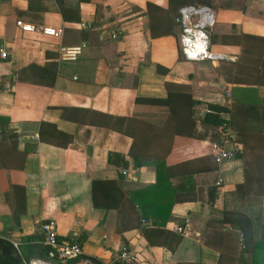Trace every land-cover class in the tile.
I'll return each mask as SVG.
<instances>
[{
  "label": "crops",
  "instance_id": "1",
  "mask_svg": "<svg viewBox=\"0 0 264 264\" xmlns=\"http://www.w3.org/2000/svg\"><path fill=\"white\" fill-rule=\"evenodd\" d=\"M203 1L185 7L206 8L211 28L152 37L151 26L167 30L169 0H0V240L20 253L53 220L88 264H118L123 246L136 264H252L223 218L245 214L264 242V0ZM148 3L161 11L148 16ZM17 21L60 38L23 33ZM194 42L205 51L187 58ZM61 45L82 54L62 62ZM169 89L200 102L197 116L205 103L227 108L231 162L215 165L210 140L174 136L157 183L152 152L141 147L165 143L167 111L146 99ZM199 167L212 169L188 174ZM115 192L122 204L105 207Z\"/></svg>",
  "mask_w": 264,
  "mask_h": 264
},
{
  "label": "trees",
  "instance_id": "2",
  "mask_svg": "<svg viewBox=\"0 0 264 264\" xmlns=\"http://www.w3.org/2000/svg\"><path fill=\"white\" fill-rule=\"evenodd\" d=\"M193 2L197 4L206 5L207 3L203 0L193 1V0H169V8L166 12L167 16V30L162 33H155L154 28L150 27L151 36H164V35H174L172 31L173 27H177L176 17L180 8L189 6ZM147 15L149 16L150 11H161L158 7L148 3L147 6ZM213 38L214 35H210ZM244 38H248L244 36ZM163 71H167V69H163ZM138 102V99L136 100ZM150 105L157 106L160 108H164L167 111V131L165 135V143L161 146L153 145V146H142L143 151H151L148 155L150 157L152 164L156 167L157 172V183L158 180L160 182V177L158 176L161 171L165 170V159L171 150V144L174 136H183L198 140H210L211 142L221 143L223 140L222 134L226 132L228 125L226 120L223 119L222 115L225 114L228 110L226 107L205 103L203 104L204 109L206 110L203 116L196 115L194 111V107L197 104H201L200 102H196L192 99L191 95L188 92L183 91H171L168 90L167 96L164 99L160 98H152L146 99ZM197 122L203 127L202 130H198L196 128ZM160 130L152 133V140H158V133ZM162 132V131H161ZM4 133V132H2ZM6 136V135H5ZM16 135H10V138L13 139ZM24 155V159H25ZM207 159V158H206ZM213 160V158H212ZM214 162V160H213ZM192 162H184L181 164V167H190ZM194 163V162H193ZM143 162L141 160L136 161V166H141ZM168 169V168H167ZM210 168H198L197 170H190V173L202 172L203 170H209ZM159 177V178H158ZM96 186L100 188L101 182H95ZM109 186H105L108 190H114L115 184L109 183ZM105 198L108 200V204L105 205L107 208H119L122 204L124 196L122 193L118 194L115 192L114 194L105 193ZM94 205L98 207L96 201V193H93ZM224 221L228 222L237 227L239 232L242 235V243L244 245V252L250 254L252 257V264H264V242L256 241L254 238V231L252 227L251 220L248 216L239 212H225ZM0 246H2L3 256L6 258L5 263L2 264H20L21 259H24L25 262H30L34 259H44L46 258L47 249L42 246L41 243L32 244V245H22L19 246V252L15 250V248L8 242L0 240ZM1 258V255H0ZM118 264H126V263H118ZM136 264V263H131Z\"/></svg>",
  "mask_w": 264,
  "mask_h": 264
},
{
  "label": "built area",
  "instance_id": "3",
  "mask_svg": "<svg viewBox=\"0 0 264 264\" xmlns=\"http://www.w3.org/2000/svg\"><path fill=\"white\" fill-rule=\"evenodd\" d=\"M206 8H196V7H183L179 9L176 23L180 27L183 33L189 34L195 31H201L204 29L211 28L213 25L212 14H209ZM16 26L23 33H39L41 35L58 39L60 38V33L50 28L34 27L33 25L25 24L21 21L16 22ZM117 32H112L111 39L118 38ZM195 45L192 47L190 52L185 50L187 58L190 57L191 52L194 51ZM205 51V49H204ZM82 54L81 46H59L58 55L59 60L62 62H75ZM1 58H6L7 53L5 51L0 52ZM230 144L228 139L222 140L221 143L211 142L210 144V154L213 157L214 163L218 167H222L224 164L231 162L237 153L235 148L229 149L226 146ZM123 175L127 172L123 171ZM222 179L217 181V186H220ZM262 219L264 222V210L262 214ZM144 222V221H142ZM177 232H181L177 229ZM41 234V244L47 249L46 260H42L46 264H88L81 261V256L83 254V248L79 243L66 242L58 239L56 225L53 220L43 222L40 225ZM15 248L17 246L15 245ZM116 261L118 263L131 264L136 262L135 252L127 246L121 247L115 254ZM23 264H26L23 262ZM29 264H34V261H30Z\"/></svg>",
  "mask_w": 264,
  "mask_h": 264
},
{
  "label": "bare ground",
  "instance_id": "4",
  "mask_svg": "<svg viewBox=\"0 0 264 264\" xmlns=\"http://www.w3.org/2000/svg\"><path fill=\"white\" fill-rule=\"evenodd\" d=\"M190 38H192V37H190ZM188 41V40H187ZM195 43V42H194ZM198 43V42H197ZM190 50V49H189ZM202 50H203V48L201 47V45L199 44H196L195 43V48H194V51L193 52H191L192 53V55L195 57V56H198V54L199 53H202ZM210 55V54H209ZM202 56V55H201ZM201 58V57H200ZM206 58V57H205ZM34 264H46V263H44L43 261H34Z\"/></svg>",
  "mask_w": 264,
  "mask_h": 264
},
{
  "label": "rangeland",
  "instance_id": "5",
  "mask_svg": "<svg viewBox=\"0 0 264 264\" xmlns=\"http://www.w3.org/2000/svg\"><path fill=\"white\" fill-rule=\"evenodd\" d=\"M204 50H202V52H203ZM257 214V215H256ZM259 215H260V212H259ZM252 219H253V223L256 225V224H258V213H255L254 215H253V217H252Z\"/></svg>",
  "mask_w": 264,
  "mask_h": 264
}]
</instances>
